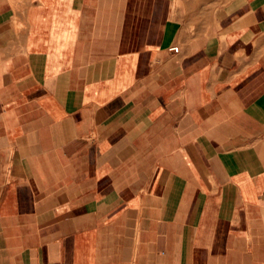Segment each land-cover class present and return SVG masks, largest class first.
<instances>
[{"label":"crops","instance_id":"0c3cea01","mask_svg":"<svg viewBox=\"0 0 264 264\" xmlns=\"http://www.w3.org/2000/svg\"><path fill=\"white\" fill-rule=\"evenodd\" d=\"M0 264H264V0H0Z\"/></svg>","mask_w":264,"mask_h":264},{"label":"built area","instance_id":"2783aa9c","mask_svg":"<svg viewBox=\"0 0 264 264\" xmlns=\"http://www.w3.org/2000/svg\"><path fill=\"white\" fill-rule=\"evenodd\" d=\"M170 51L178 53L179 52V48L178 47H173L170 49Z\"/></svg>","mask_w":264,"mask_h":264}]
</instances>
